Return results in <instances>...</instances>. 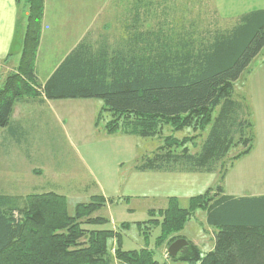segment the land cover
Wrapping results in <instances>:
<instances>
[{"label":"trees","instance_id":"obj_1","mask_svg":"<svg viewBox=\"0 0 264 264\" xmlns=\"http://www.w3.org/2000/svg\"><path fill=\"white\" fill-rule=\"evenodd\" d=\"M18 1L28 9L26 28L19 64L0 86V129L9 126L16 101L40 91L48 100H102L96 126L103 122L110 135L162 136L168 125L208 128L195 152L187 139L167 135L158 151L137 160L140 171L215 173L225 167L230 150L242 145L221 173L223 184L234 162L253 148L252 114L235 98V82L264 49V9L242 14L226 31L200 32L174 22L146 29L147 13L142 17L139 2L119 37L86 36L40 83L35 60L45 0ZM222 184L191 197L188 207L170 197L159 217L152 210L154 218L137 223L161 225L160 244L202 209L217 230L214 248L203 253L190 243L174 258L190 264H264V196L227 195ZM105 205L104 196H94L72 214L67 197L54 191L0 194V264H164L148 248L123 249L115 229L96 228L108 222L93 216Z\"/></svg>","mask_w":264,"mask_h":264},{"label":"rangeland","instance_id":"obj_2","mask_svg":"<svg viewBox=\"0 0 264 264\" xmlns=\"http://www.w3.org/2000/svg\"><path fill=\"white\" fill-rule=\"evenodd\" d=\"M246 1L259 0H45V6L48 17L51 18L52 15L62 12L67 23H72L78 19H82L83 23H88L94 14L97 15L98 12H101L89 30L91 36L94 40L100 36H107L113 41L120 36L126 18L133 13L132 8L139 2L141 3L142 17L143 14L146 15L147 13L146 29L157 27L158 24H165L167 27L174 22L184 24L185 27L191 29H199L200 32L204 29L213 32L216 30L226 31L238 23L239 17L245 13L232 15L234 14L233 11L246 10L243 7V3ZM21 10V26L16 40L17 51L20 49L21 39L25 34V29L23 34L22 32L23 27H25L24 18L27 17L28 13L26 7H21ZM49 21L51 24V19ZM50 40V34L47 32L42 45V58L46 55ZM58 49L62 51L63 46ZM263 57L264 49L251 64L253 69L256 67L255 71L260 69ZM256 80L250 82L246 75H242L235 82V98L244 100L251 113H253L252 108L257 104L256 88L258 84ZM33 87L36 88V91L39 90V86L34 85ZM42 95L39 91L38 94L31 93L22 98H38ZM101 104L102 100L91 99L69 102L65 107H60V102H55L58 109L53 105L61 123H65L64 130H67L68 127L69 130L72 129L76 132V141L73 142V146L77 148L76 155L65 148L67 144L70 146V143H66L60 135H57L61 130L51 112L47 109L35 110L34 116H37V113H42V119L36 120L37 128H42L43 131L48 132L52 130L53 132L51 133V141H38L34 143V146L35 144L37 147L47 146V153L50 157H45L46 151L42 152L43 155L41 152H36L37 157L43 156L41 158H36L33 152V156L29 160L25 159L23 155L22 157L17 155V153H13L15 155L12 154L10 157H4L0 153V194L26 196L41 193L51 190V186H55L56 181H58L56 183L58 185L57 190L53 187L52 190L59 192V194L64 192L68 196V206L72 214L79 203L89 202L94 196L104 195L106 205L94 212L93 216L105 217L108 222L97 225L96 228H112L120 232L122 247L125 250L148 248L153 250L156 258L162 260L164 264H190L181 258L176 259L170 256L168 248L175 240L186 238L203 253L210 251L215 245L217 230L207 223V212L197 209L184 229L169 235L159 244V237L162 233L161 225L146 222L142 228L137 222L154 218L150 214L152 210H155L157 212L155 216L159 217L160 207L158 206H160L161 200L158 196L152 197L151 195L154 194L152 191H144V193L141 191L142 196L140 197L129 196L135 194L130 180L131 164L135 154H138V162L153 155L163 145L164 138L170 134L180 140L187 139L186 145L195 152L206 139L208 128L200 130L193 126H187L175 130L168 125L163 129L162 136L142 137L121 133L110 135L105 131L104 124L101 122L93 134L89 128L88 119H92L97 112L99 113ZM61 108H68L69 113H63L65 111H61ZM216 114L217 112L214 113V116ZM32 123L35 124L33 121ZM80 128L82 133L85 132V135L77 140ZM242 149V145H238L230 150L225 160V167L230 163V158ZM243 165V160H238L230 173L229 183L236 184L235 187L238 186L237 183H242ZM224 168L218 169L216 172L218 175L200 173L202 183L201 187L195 188V194L204 193L209 186L216 188L222 184L220 177ZM69 173L72 175V181ZM241 186L243 187V185ZM145 194L151 197H145ZM182 199L181 207H188V200L184 197ZM123 222H127L129 226L122 227ZM88 227L94 226L88 225ZM173 239L175 240L173 241ZM184 254L185 251L182 250L179 257ZM115 264L124 263L115 261Z\"/></svg>","mask_w":264,"mask_h":264},{"label":"crops","instance_id":"obj_3","mask_svg":"<svg viewBox=\"0 0 264 264\" xmlns=\"http://www.w3.org/2000/svg\"><path fill=\"white\" fill-rule=\"evenodd\" d=\"M263 3L264 0L246 1L243 3V7L246 10L240 12H236V10H234V14L232 15L248 13L257 9H264ZM260 4L263 5L259 6ZM100 13L101 12H98L97 15L94 14L93 18L91 17L92 19L90 18V21L88 23H83L84 21L82 19H78L72 23H67V20L64 18L65 16H62V12L57 15H52L51 18L48 17L47 7L45 6L42 20L40 45L35 60V73L40 83H45L49 79V77L56 70L59 64L64 60V58L86 36H89L93 39L89 30ZM21 15L22 10L18 0H0V86L2 85L7 74L17 68L21 58V45L18 51L16 48V40L18 38L21 26ZM50 19L51 24L49 23ZM24 24V26L26 27V18H24ZM25 27H23L22 34L24 33ZM47 32H49L51 40L48 44L46 55H44L42 58V45ZM60 46H63L62 51H59L58 49ZM262 61V65L259 70L255 71L256 67H254L253 69L251 63L248 69L243 74L244 76L246 75L248 77L250 82L251 80L253 81L257 79V104H255V106L252 108L253 113H251L252 121L254 122L253 148L248 154L238 159H242L244 162L242 172L243 184L237 183L238 186L235 187L236 184L229 183L230 173L232 172L235 163L238 160H236L233 166L228 170L223 181L224 193L235 197L264 196V57ZM76 100L91 99L48 100L44 95H42L38 98H22L16 101L14 104L9 126L0 129V153H2L4 157H10L13 153H17V155H20L21 157L23 155L25 159L29 160V158L33 156V152L36 158H41L43 157L41 155H43L44 151H46L47 155H45V157L49 158L50 155L49 153H47V146L43 147L41 145L37 147L36 144L34 146V143L38 141H51V133L53 131H43L42 128L38 129L36 125V120L38 118L42 119V113H37V116H34L37 110L47 109L51 112L54 120L60 127L61 131L57 135H60L62 140L66 143H70L71 148L68 144L67 147L65 146V148L67 150H70L71 153L73 152L75 154L77 148L73 146V142L76 141V132L72 129L69 130L68 127L67 130H64L65 123H61L59 117L53 109V105L57 108L55 102H60V107H65V105L69 104V102H76ZM61 109V111H65L63 113H69L68 108ZM97 114L98 112L92 117V119H88L90 125L89 128L93 134L97 129ZM32 121L35 122V124H33ZM79 131L80 134L77 135V140H79L81 137L83 138V136L85 135V132L82 133L81 128L79 129ZM36 152H41V155L37 157ZM137 155L138 154H135L134 158H132L133 162L131 164L130 179L133 184L132 187L135 194L129 196L140 197L142 196L141 193H144V191H152L154 192V194H152L151 196H158L159 200H161V204H159L160 206H158L161 209L168 206L170 197H177L180 203L181 200H183L182 198L184 197L188 200L189 205L190 198L199 195L195 194L194 190L197 187H201L202 177L199 175L200 173L140 171L135 168V164L138 160ZM50 164L52 163L50 162ZM86 166L87 165H85V168L88 170ZM66 173H68V171H66ZM210 174L217 173L215 172ZM70 177L72 181V175ZM56 183H58V181H56ZM56 183L55 186H51V190L48 191H54L52 190L53 188L57 190L58 185ZM241 185H243V187ZM208 188H210V186L206 189L208 190ZM206 191H204V193ZM60 194L68 197L66 194H64V192ZM144 196L151 197L148 194H145ZM213 248H211L210 250H212Z\"/></svg>","mask_w":264,"mask_h":264},{"label":"water","instance_id":"obj_4","mask_svg":"<svg viewBox=\"0 0 264 264\" xmlns=\"http://www.w3.org/2000/svg\"><path fill=\"white\" fill-rule=\"evenodd\" d=\"M190 242L186 238L175 240L168 248V254L172 257H177L179 253L188 247Z\"/></svg>","mask_w":264,"mask_h":264}]
</instances>
